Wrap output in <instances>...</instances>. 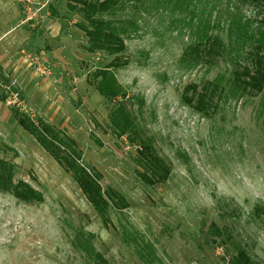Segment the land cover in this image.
Wrapping results in <instances>:
<instances>
[{
	"label": "rangeland",
	"instance_id": "1",
	"mask_svg": "<svg viewBox=\"0 0 264 264\" xmlns=\"http://www.w3.org/2000/svg\"><path fill=\"white\" fill-rule=\"evenodd\" d=\"M2 4L0 32L19 29L0 46L7 80L0 79V158L42 201L0 192V264H89L72 244L78 232L93 236L109 264H230L239 251L264 264V225L253 215L264 207V90L250 97L231 85L236 65L264 42V11L241 0H121L104 16L121 34L126 60L109 69L118 94L106 100L95 75L114 56L87 51L80 16L65 1L34 0L29 22L19 0ZM214 36L224 45L219 57L192 52ZM26 76L37 83L31 92L22 85ZM209 82L221 92L203 115L183 102L184 89ZM120 104L131 124L123 135L109 122ZM14 110L72 138L79 162L127 207L110 208L104 223L71 176L18 126ZM140 142L170 170L163 183L140 177Z\"/></svg>",
	"mask_w": 264,
	"mask_h": 264
},
{
	"label": "trees",
	"instance_id": "2",
	"mask_svg": "<svg viewBox=\"0 0 264 264\" xmlns=\"http://www.w3.org/2000/svg\"><path fill=\"white\" fill-rule=\"evenodd\" d=\"M65 6L71 12H76L80 16L81 22L78 26L87 39V51L95 53L103 51L108 55H113V60L104 70L97 71L95 76L100 78L96 86L99 95L106 100H114L117 96V84L111 74V68H120L126 64L120 53L125 50L124 40L118 33L113 20L106 19L105 15H112L121 0H63ZM244 3L259 8L264 11V0H241ZM197 57L199 52L214 59L219 57L224 49L220 37H207L203 42L192 47ZM244 63H238L232 71L231 85L237 92L255 97L264 90V42L254 44L243 58ZM2 82L6 83V78L0 74ZM197 86L189 84L185 87L183 102L194 111L207 115L214 106V95L221 90L215 83L209 82L201 86L198 91ZM192 91L188 97L187 93ZM0 101L5 102V97L0 95ZM124 105H118L109 114V122L119 135L125 134L131 128L129 114L125 111ZM13 117L18 126L30 134L42 149L66 172L77 184L79 190L93 207L104 223H108L107 212L110 208L123 210L127 207L124 198L114 189L103 190L99 180L100 174L93 168L83 166L79 161L81 151L75 141L65 135L61 130L38 119L33 121L29 116L14 110ZM141 150L137 153V164L144 171L140 173L143 181L149 185L163 183L170 173L164 162L155 155L149 145L140 142ZM14 164L0 158V192L10 194L16 200L23 203L37 204L42 201L39 192L33 189L26 182L14 181ZM253 215L261 220L264 225V207L256 206ZM73 246L83 253L84 259L89 264H109L106 258L95 249L93 236L86 232H78L73 240ZM151 251L150 248H147ZM150 253V252H149ZM150 257L153 256V253ZM230 264H251L244 251H239L232 258ZM145 264H150L146 262Z\"/></svg>",
	"mask_w": 264,
	"mask_h": 264
},
{
	"label": "crops",
	"instance_id": "3",
	"mask_svg": "<svg viewBox=\"0 0 264 264\" xmlns=\"http://www.w3.org/2000/svg\"><path fill=\"white\" fill-rule=\"evenodd\" d=\"M3 1H5V0H0V3L2 4V2ZM3 5V9H5V3L4 4H2ZM1 5V6H2ZM8 21V20H7ZM2 22V20H0V23ZM4 23L5 22H3L1 25H4ZM2 27H4V26H2ZM15 29V30H14ZM14 29H9V30H5V31H2V32H0V46H4V41H6L7 40V37H8V35L10 34V33H12V32H10L11 30H14V31H18V29H19V24L18 23H16V28H14ZM8 32H10V33H8ZM1 51L2 50H0V54H1ZM49 51V50H48ZM48 51H47V54H48ZM3 61L4 60H1V56H0V68H1V64L3 63ZM19 67H20V65H19ZM18 68V67H17ZM26 70V69H25ZM24 70V71H25ZM1 74V73H0ZM23 79V82H22V85H23V88L25 89V90H27L28 92H31L33 89L35 90V85H37V83L35 82V79L34 80H32L31 78H28L27 76L26 77H23L22 78ZM40 85H41V82H40Z\"/></svg>",
	"mask_w": 264,
	"mask_h": 264
},
{
	"label": "built area",
	"instance_id": "4",
	"mask_svg": "<svg viewBox=\"0 0 264 264\" xmlns=\"http://www.w3.org/2000/svg\"><path fill=\"white\" fill-rule=\"evenodd\" d=\"M19 1L21 3H23V5L26 7V13H27L28 16L25 18V22L32 21L33 18L35 17V15H36L35 12H33V10H32V6H33V3H34V0H19ZM36 64L37 63H35V65ZM36 70L42 76L50 75L48 70L46 69V67H42L40 65H37ZM13 97H16V94ZM13 99H12V101L7 102V103L8 104L12 103L13 105H15L16 104V99L15 98H13Z\"/></svg>",
	"mask_w": 264,
	"mask_h": 264
}]
</instances>
